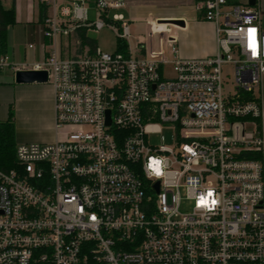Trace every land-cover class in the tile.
I'll return each instance as SVG.
<instances>
[{
  "label": "built area",
  "instance_id": "obj_1",
  "mask_svg": "<svg viewBox=\"0 0 264 264\" xmlns=\"http://www.w3.org/2000/svg\"><path fill=\"white\" fill-rule=\"evenodd\" d=\"M254 1H198L215 28L212 57L182 59L170 41L169 59L128 46L63 58L54 44L24 69L47 73L59 138L17 144L15 168L0 170V264H264V13ZM70 3L65 20L44 21L45 39L108 28L126 43L128 22L108 17L124 1ZM165 128L174 145H150Z\"/></svg>",
  "mask_w": 264,
  "mask_h": 264
},
{
  "label": "crops",
  "instance_id": "obj_2",
  "mask_svg": "<svg viewBox=\"0 0 264 264\" xmlns=\"http://www.w3.org/2000/svg\"><path fill=\"white\" fill-rule=\"evenodd\" d=\"M71 0H0L4 9L13 3L15 23L6 30L5 48L0 58L6 57L8 66L0 69V123L12 112L14 142L53 143L59 138L55 128L54 93L49 83L16 84L14 74L32 63L42 61L55 44L61 57L77 52L76 40L61 37L50 41L44 37V21L56 15L60 20L65 4ZM264 13V0H256ZM90 8H93L91 4ZM42 9L45 12L42 13ZM122 10L128 12V25L142 24L135 52L137 58L157 59L164 54L169 59L168 42L173 41L182 59L212 57L217 51L215 28L201 19L195 0H125ZM161 20H177L182 26L158 24Z\"/></svg>",
  "mask_w": 264,
  "mask_h": 264
},
{
  "label": "trees",
  "instance_id": "obj_3",
  "mask_svg": "<svg viewBox=\"0 0 264 264\" xmlns=\"http://www.w3.org/2000/svg\"><path fill=\"white\" fill-rule=\"evenodd\" d=\"M43 12H45V9H42V13ZM14 23L15 14L13 3L8 9H4L0 3V48L2 50L5 48L6 30ZM87 32L88 31L86 28L78 27L72 34V39L78 42V52L84 47H86L89 52H92L96 48L95 42L88 37ZM115 52L127 54V44L124 41L116 38ZM15 146L13 115L12 112H10L8 119L5 122L0 123V170L8 171L15 168Z\"/></svg>",
  "mask_w": 264,
  "mask_h": 264
},
{
  "label": "rangeland",
  "instance_id": "obj_4",
  "mask_svg": "<svg viewBox=\"0 0 264 264\" xmlns=\"http://www.w3.org/2000/svg\"><path fill=\"white\" fill-rule=\"evenodd\" d=\"M71 9V3L65 4ZM88 7V6H87ZM121 14L124 18V21L128 20V12L126 10H111L108 12V17L111 18L113 15ZM88 21L94 22L96 20V11L93 8L88 7L87 13ZM262 26L264 27V17L262 19ZM131 35L126 40V44L131 52H135V45L139 41V34L143 30L142 24L137 22L131 23ZM87 35L90 39L95 42L96 48L102 53L112 54L116 51V37L112 31L108 28H103L99 31H88ZM163 77H171V69L167 65L162 67ZM263 98H264V83L262 84ZM174 131L172 129H162L160 133L150 134L148 136V142L150 145L157 147L160 145L173 146L174 145ZM49 144V143H44ZM189 204H184L182 210L187 211L189 209Z\"/></svg>",
  "mask_w": 264,
  "mask_h": 264
},
{
  "label": "water",
  "instance_id": "obj_5",
  "mask_svg": "<svg viewBox=\"0 0 264 264\" xmlns=\"http://www.w3.org/2000/svg\"><path fill=\"white\" fill-rule=\"evenodd\" d=\"M125 1V0H121ZM249 4L253 6L255 4L254 0H249ZM158 24H170L176 26H182L183 23L177 20H161ZM14 82L16 84H45L47 83V73L44 71H27L19 70L14 74ZM106 124H109L108 112H106Z\"/></svg>",
  "mask_w": 264,
  "mask_h": 264
},
{
  "label": "snow or ice",
  "instance_id": "obj_6",
  "mask_svg": "<svg viewBox=\"0 0 264 264\" xmlns=\"http://www.w3.org/2000/svg\"><path fill=\"white\" fill-rule=\"evenodd\" d=\"M253 32H254V30H250V34H249V48L252 51L253 55H255L256 54V46H255L254 38H253V35H252ZM211 195H212V193L209 192L207 194V197H211ZM199 203L200 204H207L208 200H207L206 197H202ZM212 203H214V201H212Z\"/></svg>",
  "mask_w": 264,
  "mask_h": 264
}]
</instances>
